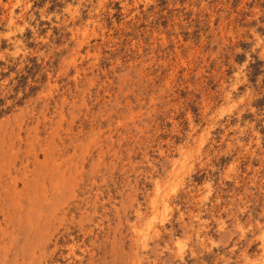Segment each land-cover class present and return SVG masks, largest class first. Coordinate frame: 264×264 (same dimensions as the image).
<instances>
[{"label":"rangeland","instance_id":"obj_1","mask_svg":"<svg viewBox=\"0 0 264 264\" xmlns=\"http://www.w3.org/2000/svg\"><path fill=\"white\" fill-rule=\"evenodd\" d=\"M0 264H264V0H0Z\"/></svg>","mask_w":264,"mask_h":264}]
</instances>
